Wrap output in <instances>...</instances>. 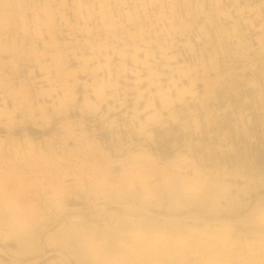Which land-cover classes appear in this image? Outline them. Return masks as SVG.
I'll return each mask as SVG.
<instances>
[{
  "label": "rangeland",
  "instance_id": "rangeland-1",
  "mask_svg": "<svg viewBox=\"0 0 264 264\" xmlns=\"http://www.w3.org/2000/svg\"><path fill=\"white\" fill-rule=\"evenodd\" d=\"M260 1L0 0V264H264Z\"/></svg>",
  "mask_w": 264,
  "mask_h": 264
},
{
  "label": "bare ground",
  "instance_id": "bare-ground-1",
  "mask_svg": "<svg viewBox=\"0 0 264 264\" xmlns=\"http://www.w3.org/2000/svg\"><path fill=\"white\" fill-rule=\"evenodd\" d=\"M107 1V0H106ZM9 3V2H8ZM19 4V3H18ZM17 4V5H18ZM120 4V3H119ZM2 5V4H1ZM20 5V4H19ZM18 5V6H19ZM79 5V4H78ZM101 5V4H100ZM106 5V4H105ZM6 6H8V4H6ZM17 6V7H18ZM87 6V5H86ZM110 6V5H109ZM120 6V5H119ZM15 7V6H14ZM79 7V6H78ZM105 8V7H104ZM78 9V8H77ZM0 11H1V9H0ZM6 10H4V12H5ZM23 11V10H22ZM2 13V12H1ZM15 13H17V12H15ZM14 13V14H15ZM47 13V12H46ZM50 13H51V11H50ZM49 13V14H50ZM81 13V12H80ZM79 13V15H81ZM6 14V13H5ZM5 14H4V16H5ZM13 14V15H14ZM48 14V13H47ZM89 14V13H88ZM8 15H10L9 13H8ZM7 15V16H8ZM16 15H18V14H16ZM94 15V14H93ZM82 16V15H81ZM6 17V16H5ZM10 17V16H9ZM79 17V16H78ZM3 18V17H2ZM102 18V17H101ZM48 20V19H47ZM8 21V20H7ZM14 21V20H13ZM12 21V22H13ZM103 21V20H102ZM49 22V21H48ZM47 22V23H48ZM50 23V22H49ZM106 23V22H105ZM27 24V23H26ZM7 26V25H6ZM16 26V25H15ZM22 27V26H21ZM20 28V27H19ZM1 29V28H0ZM28 29V28H27ZM35 29V28H34ZM25 30V29H24ZM2 31V30H1ZM27 31V30H26ZM17 32V31H16ZM22 32V31H21ZM25 32V31H24ZM105 38V37H104ZM107 38V37H106ZM105 38V39H106ZM99 44H101V43H99ZM101 45H103V44H101ZM11 46V45H10ZM211 56V55H210ZM210 61V60H209ZM212 63H213V61H212ZM213 65V64H212ZM212 65H210L209 64V67L210 66H212ZM216 66V65H215ZM207 67V66H206ZM215 68V67H214ZM215 70V69H214ZM213 71V70H212ZM216 71V70H215ZM50 74V73H49ZM219 74V73H218ZM220 75V74H219ZM214 77V76H213ZM207 81H209V80H207ZM49 83V82H48ZM214 83V82H213ZM219 83V82H218ZM56 84V83H55ZM216 84V83H215ZM64 85V84H63ZM209 86H211L210 84H209ZM208 87V86H207ZM51 88V87H50ZM52 88H54V87H52ZM209 88V87H208ZM211 88V87H210ZM54 90V89H53ZM62 90V89H61ZM206 90H208V89H206ZM48 91V90H47ZM52 91V90H51ZM50 91V92H51ZM72 97V96H71ZM168 99H170V98H168ZM169 102H170V100H168ZM53 102V101H52ZM54 104V103H53ZM61 104V103H60ZM6 108H8V107H6ZM11 137V136H10ZM12 138V137H11ZM145 154V153H144ZM98 160V159H97ZM98 164V163H97ZM246 177V176H245ZM251 177V176H250ZM171 178V177H170ZM175 178V177H174ZM175 180V179H174ZM173 180V181H174ZM180 181V180H179ZM181 182V181H180ZM219 182V181H218ZM169 183L170 182H168V185H169ZM165 184V183H164ZM178 185H179V183H177ZM174 185H176V184H174ZM181 185H183V184H181ZM163 187H164V185H163ZM166 187V186H165ZM169 187V186H168ZM175 187V186H174ZM179 187H181V186H179ZM223 187V189H225L224 188V186H222ZM162 188V187H161ZM182 188V187H181ZM201 188H203V187H201ZM159 189V187H157V190ZM165 189V188H164ZM169 189V188H168ZM223 189H222V191H223ZM156 190V191H157ZM160 190V189H159ZM173 190V189H172ZM175 190V189H174ZM173 190V191H174ZM181 190V189H180ZM184 190V189H183ZM182 190V191H183ZM186 190V189H185ZM168 191V190H167ZM187 191V190H186ZM189 192H190V190H189ZM153 193V192H152ZM161 193H162V191H161ZM168 193H170V192H168ZM185 193V192H184ZM226 193V192H225ZM154 194H155V192H154ZM159 194V193H158ZM188 194V192L186 193V195ZM207 194V193H206ZM228 194V193H227ZM159 195H161V194H159ZM182 195H184V194H182ZM226 195V194H225ZM167 196H168V194H167ZM180 196V195H179ZM213 196H215L216 197V195H213ZM228 196V195H227ZM232 196V195H231ZM157 197H159V196H157ZM206 197H208V196H206ZM159 198H161V197H159ZM173 198V197H172ZM202 198V197H201ZM228 198V197H227ZM234 198V197H233ZM156 199V198H155ZM182 199V198H181ZM180 199V200H181ZM191 199H193V197L191 198ZM190 199V200H191ZM195 199V198H194ZM196 199H198V198H196ZM211 199V198H210ZM213 199V198H212ZM222 199V198H221ZM231 199V198H230ZM161 200V199H160ZM189 200V199H188ZM187 199H186V197H185V199H183L181 202H183V204H185V205H188V204H190L191 205V203H189V202H191V201H188ZM199 200H200V198H199ZM217 200H219V199H217ZM156 201V200H155ZM159 201V200H158ZM158 201H156V202H158ZM162 201V200H161ZM231 201V200H230ZM233 201V200H232ZM170 202V201H169ZM200 202V201H199ZM205 202V201H204ZM202 203V202H201ZM210 203H211V201H210ZM218 203V202H217ZM228 203H229V201H228ZM158 204H159V202H158ZM169 204V203H168ZM173 204H174V201H173ZM172 204V205H173ZM193 204H195V203H193ZM214 204V203H213ZM167 205V204H166ZM170 205V204H169ZM206 205V204H205ZM233 205V204H232ZM231 206V205H230ZM173 207V206H172ZM213 207V206H212ZM214 209H215V207H213ZM211 209V208H210ZM254 210V209H253ZM252 211V210H251ZM148 213V212H147ZM256 213V212H255ZM253 216V215H252ZM252 216H250V217H252ZM256 215H254V217H255ZM262 216H264V215H262ZM19 219L16 217V216H14V215H11V216H9V217H6L3 221L5 222V223H7L8 225H10L11 226V229L12 230H16V229H22V231L24 230V231H30V229H31V226H29V225H23V226H21V225H19V221H18ZM262 220V219H261ZM264 220V219H263ZM203 221H204V217H203ZM216 221V220H215ZM214 222V221H213ZM212 222V223H213ZM226 222V221H225ZM262 222V221H261ZM204 223H208V222H204ZM222 223V222H221ZM264 223V222H263ZM196 225V224H195ZM209 225V224H208ZM211 225H213V224H211ZM188 225H186L185 224V227H187ZM79 227V226H78ZM77 227V228H78ZM185 227H184V230H185ZM214 227H215V225H214ZM213 228V227H212ZM79 229V231L81 232V234H82V236H80V234H79V231H78V238H76V241L81 245V247L83 248V250L86 252V253H88V255H90L91 256V258H92V263L93 264H111V251L110 250H105V252H99L98 251V249L96 248V244L94 243V242H92L93 241V239H91V237H94V235L93 234H90V232H88V231H86V230H88V229H86V230H84V228L83 229H81L80 227L78 228ZM214 229H216V228H214ZM156 230H158V228L156 229ZM160 230V229H159ZM163 231H165V230H163ZM186 231V230H185ZM214 231V230H213ZM217 231V230H216ZM32 232V231H31ZM29 233V232H28ZM27 233V234H28ZM156 233V232H155ZM166 234H167V232H165ZM200 233V232H199ZM198 233V234H199ZM23 234H24V232H23ZM27 234H25V235H27ZM165 234V235H166ZM176 234V233H175ZM206 234H207V231H206ZM177 235V234H176ZM208 235V234H207ZM207 235H205V233H202V234H199V237H198V240H199V243H200V245H204V238H207ZM211 235V234H210ZM259 235H261V234H259ZM29 236V235H28ZM33 236V235H32ZM159 236V235H158ZM178 236V235H177ZM25 237V236H24ZM173 238V239H175V238H177L176 236H168L167 238L165 237V238H163V235H162V239H161V243L160 244H162L163 242H164V240L165 239H167V240H169L170 238ZM212 237V236H211ZM29 238V237H28ZM31 238V237H30ZM210 238V237H209ZM208 238V239H209ZM89 239H91L92 241H90ZM157 239V238H156ZM158 239H160L159 237H158ZM261 239V238H260ZM259 239V240H260ZM176 240V239H175ZM206 240V239H205ZM213 240H217L214 236H213ZM262 240V239H261ZM158 241V240H157ZM207 241V240H206ZM264 241V240H263ZM210 242H212V241H210ZM158 243V242H157ZM184 243H186V242H184ZM216 243V242H215ZM220 244H222L223 246H225V247H228V248H230L232 245L233 246H235V244L234 243H237V242H235V240H231V239H227V238H222V239H220V242H219ZM159 244V243H158ZM209 244V245H208ZM207 245L208 246H212L211 244H213V243H208ZM215 245V244H214ZM217 246V245H216ZM142 247H148V246H145V245H142ZM213 247V246H212ZM215 247V246H214ZM236 247V246H235ZM199 248V247H198ZM207 249H209L208 247H206ZM197 251V250H196Z\"/></svg>",
  "mask_w": 264,
  "mask_h": 264
},
{
  "label": "crops",
  "instance_id": "crops-1",
  "mask_svg": "<svg viewBox=\"0 0 264 264\" xmlns=\"http://www.w3.org/2000/svg\"><path fill=\"white\" fill-rule=\"evenodd\" d=\"M63 0H61L62 2ZM259 3H261L263 5V8H264V0H261ZM45 7H47L48 5L47 4H44Z\"/></svg>",
  "mask_w": 264,
  "mask_h": 264
}]
</instances>
